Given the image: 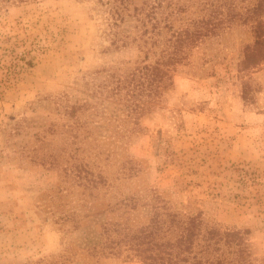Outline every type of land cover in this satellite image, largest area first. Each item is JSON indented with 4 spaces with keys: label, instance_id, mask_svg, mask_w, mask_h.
<instances>
[{
    "label": "rangeland",
    "instance_id": "rangeland-1",
    "mask_svg": "<svg viewBox=\"0 0 264 264\" xmlns=\"http://www.w3.org/2000/svg\"><path fill=\"white\" fill-rule=\"evenodd\" d=\"M131 16L113 26L98 0H0V264H144L129 238L112 251L106 226L168 212L240 231L245 264H264V56L240 66L250 27L223 25L156 97L139 84L163 47L135 41Z\"/></svg>",
    "mask_w": 264,
    "mask_h": 264
},
{
    "label": "trees",
    "instance_id": "trees-1",
    "mask_svg": "<svg viewBox=\"0 0 264 264\" xmlns=\"http://www.w3.org/2000/svg\"><path fill=\"white\" fill-rule=\"evenodd\" d=\"M216 1L228 5L227 15H231L232 10L235 11L236 6H233L232 0ZM98 2L109 7L113 26H119L125 16L132 12L131 17L137 21L135 28L139 33V38L135 41H143L144 47L151 45L149 50L157 46L163 47L161 59L156 65L143 68L144 79L139 84L143 90L151 85V91L156 97H160L165 89L174 85L173 75L169 74L170 68L175 71L180 65L188 66L193 51L218 36L223 25L226 27L227 24H232L237 17L250 27L254 35V44L246 45L244 49L241 71L257 67L264 56V0H251L244 14L237 16L234 13L228 17L219 6L211 12L209 18L194 11L189 17L197 2L190 5L186 2L164 5L161 0ZM127 45V42H123L121 46ZM250 86L247 81L243 83L245 99L252 97ZM106 232L110 244L113 245L112 251L117 249L114 247L115 237L129 238L126 242L130 246L128 251L134 250L135 256H140L144 264H245L250 256L244 235L240 231L221 232L217 226H204L200 215L155 213L151 222L140 229L134 230L128 225L110 223L106 226ZM121 242L122 238L116 242V247Z\"/></svg>",
    "mask_w": 264,
    "mask_h": 264
}]
</instances>
